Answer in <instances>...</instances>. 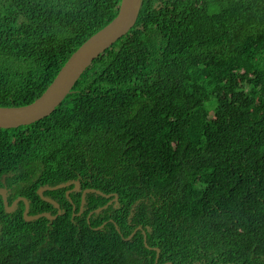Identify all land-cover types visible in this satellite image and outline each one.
<instances>
[{"label":"trees","instance_id":"trees-1","mask_svg":"<svg viewBox=\"0 0 264 264\" xmlns=\"http://www.w3.org/2000/svg\"><path fill=\"white\" fill-rule=\"evenodd\" d=\"M120 2L0 0V107L36 100ZM68 181L117 203L76 215L70 185L26 222L0 197V264H264V0H142L49 116L0 129L9 205L55 215L37 190Z\"/></svg>","mask_w":264,"mask_h":264},{"label":"water","instance_id":"water-1","mask_svg":"<svg viewBox=\"0 0 264 264\" xmlns=\"http://www.w3.org/2000/svg\"><path fill=\"white\" fill-rule=\"evenodd\" d=\"M141 1L142 0H121L115 18L87 39L75 52L72 53L49 86L36 100L25 106L0 107V129H13L20 126H28L49 116L55 108L61 104L65 97L71 93L73 86L82 73L91 65L92 61L114 44L116 40L127 34L135 25L140 11ZM70 185H73V188L66 191V196L69 198V194L72 191H80L79 181H68L55 186L45 185L37 190L39 197L43 201L51 204L57 210L55 215L50 212L30 215L29 201L24 197L16 198L12 204L9 205L6 198L7 190L5 187L0 188V197L3 200L5 212L8 214L14 212L18 207V203L22 201L24 203L23 218L26 222H31L39 218H46L49 221H53L58 216L62 215L63 211L55 200L44 196V193L46 191H56L58 189L67 188ZM89 193H94L105 198L112 197V199L103 207L97 208L93 211L96 214L100 213L102 209L107 208L112 203L116 204L118 200L117 194L114 193L104 194L96 189H84L81 194L79 211L76 215H80L83 212L85 196ZM73 211H75V206H73ZM93 212L88 214L87 219H89ZM73 215H75V213ZM100 228L101 227H97L95 229L98 230ZM135 232L136 230H134L125 240L131 239ZM154 249L157 253L159 252V249Z\"/></svg>","mask_w":264,"mask_h":264},{"label":"flooded vegetation","instance_id":"flooded-vegetation-1","mask_svg":"<svg viewBox=\"0 0 264 264\" xmlns=\"http://www.w3.org/2000/svg\"><path fill=\"white\" fill-rule=\"evenodd\" d=\"M3 187H5V186H3ZM2 187V188H3ZM6 188V187H5ZM6 190H7V192H6V198L8 199V197L10 196V190L8 189V188H6ZM80 191H83V190H81V187H80ZM80 191H78V192H80ZM81 194H82V192H81ZM18 198V197H17ZM2 199V198H1ZM14 201V200H13ZM13 201H11V204H12V202ZM2 202H3V200H2ZM20 202H22V201H20ZM113 204V203H112Z\"/></svg>","mask_w":264,"mask_h":264}]
</instances>
